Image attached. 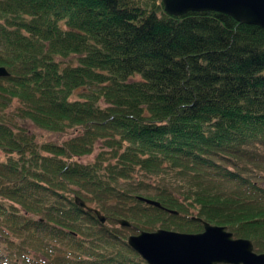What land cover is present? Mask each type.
Segmentation results:
<instances>
[{"label":"trees","instance_id":"16d2710c","mask_svg":"<svg viewBox=\"0 0 264 264\" xmlns=\"http://www.w3.org/2000/svg\"><path fill=\"white\" fill-rule=\"evenodd\" d=\"M0 66V264H146L117 218L195 217L264 252V29L161 0H0Z\"/></svg>","mask_w":264,"mask_h":264},{"label":"water","instance_id":"95a60500","mask_svg":"<svg viewBox=\"0 0 264 264\" xmlns=\"http://www.w3.org/2000/svg\"><path fill=\"white\" fill-rule=\"evenodd\" d=\"M163 11L168 15L182 16L188 12H217L228 15L238 23L255 25L264 29V0H161ZM8 71L0 67V78L7 77ZM147 205L167 210L157 201L137 197ZM75 205L93 213L100 224L106 218L97 210L87 206L79 197ZM202 232L179 233L164 229L152 232L140 231L129 235L127 245L146 264H264V254H255L247 239H234L224 227L210 225L201 219ZM124 228H130L125 219H115Z\"/></svg>","mask_w":264,"mask_h":264},{"label":"rangeland","instance_id":"374dc122","mask_svg":"<svg viewBox=\"0 0 264 264\" xmlns=\"http://www.w3.org/2000/svg\"><path fill=\"white\" fill-rule=\"evenodd\" d=\"M72 64L76 65L77 62L75 60H72ZM51 138H52V140H55V138H53V137H51ZM98 145H99V142H96L94 151H97ZM94 156H95V152L93 154H91V155H88V156H85V157H75L74 159H75V161H77L79 163L85 164V163L93 160ZM2 158H3V156L0 153V159H2ZM140 181H143L144 183H146L147 186L145 187L146 188L145 190H138V192L142 193L143 196H145V195H149V196L154 195L155 187H156L155 181L152 178H149V177L147 178L146 176L144 177V176H142L140 174L135 175L134 178L130 179L126 183V186L135 187V186L140 185L142 183ZM107 226L109 228L113 229V230H116L119 234H121V237H122V235H125V238L127 236H129V235L136 234V232H137L135 229H126V228H123V227H119L116 223L108 224ZM30 257L33 259L32 260L33 263L37 262V260L34 259L35 257H33V254H30ZM39 259H40V262L35 263V264H48L45 258L39 257Z\"/></svg>","mask_w":264,"mask_h":264},{"label":"flooded vegetation","instance_id":"af4514ba","mask_svg":"<svg viewBox=\"0 0 264 264\" xmlns=\"http://www.w3.org/2000/svg\"><path fill=\"white\" fill-rule=\"evenodd\" d=\"M259 254V253H258Z\"/></svg>","mask_w":264,"mask_h":264}]
</instances>
